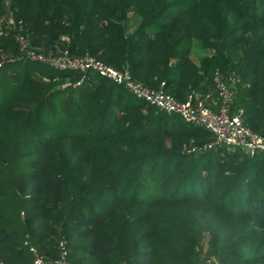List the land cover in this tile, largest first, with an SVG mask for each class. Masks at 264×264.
Here are the masks:
<instances>
[{
	"label": "trees",
	"instance_id": "16d2710c",
	"mask_svg": "<svg viewBox=\"0 0 264 264\" xmlns=\"http://www.w3.org/2000/svg\"><path fill=\"white\" fill-rule=\"evenodd\" d=\"M18 35L212 111L218 75L264 137V0H0V263L55 260L64 240L71 264H264V153L202 151L213 133L19 59Z\"/></svg>",
	"mask_w": 264,
	"mask_h": 264
},
{
	"label": "built area",
	"instance_id": "2783aa9c",
	"mask_svg": "<svg viewBox=\"0 0 264 264\" xmlns=\"http://www.w3.org/2000/svg\"><path fill=\"white\" fill-rule=\"evenodd\" d=\"M16 41L21 51L19 59L27 58L30 61L42 62L62 71L78 70L83 73H96L106 80L123 86L135 98L156 107L160 111L177 115L186 123L213 133L215 136L214 141L200 147L202 151L221 146L239 149L246 153L248 157L264 153V137L254 134L246 128L240 115L231 114L233 91L230 89L229 84L224 83L218 75L215 76L214 81L220 103L218 109L212 111L203 101L197 100L192 95L188 97L185 104H181L174 97L164 92V83L161 84L158 90L147 88L143 84L134 81L128 71L116 70L88 54L75 60L70 59L66 51L60 57H46L28 49L25 40L20 35L16 37ZM83 81L84 78L79 83ZM234 82L235 80L232 79L231 84H234ZM59 248V257L55 260L46 259L43 255L31 249L34 253L31 264H71L64 240H61Z\"/></svg>",
	"mask_w": 264,
	"mask_h": 264
},
{
	"label": "rangeland",
	"instance_id": "374dc122",
	"mask_svg": "<svg viewBox=\"0 0 264 264\" xmlns=\"http://www.w3.org/2000/svg\"><path fill=\"white\" fill-rule=\"evenodd\" d=\"M202 53H199V52H194L193 55H192V58L194 61H196L198 59V57L201 55ZM42 63V62H41ZM79 84H76L75 86H78ZM131 95V94H130ZM131 97L134 99V100H138L137 98H135L133 95H131Z\"/></svg>",
	"mask_w": 264,
	"mask_h": 264
}]
</instances>
